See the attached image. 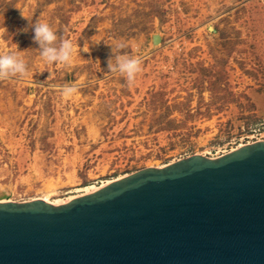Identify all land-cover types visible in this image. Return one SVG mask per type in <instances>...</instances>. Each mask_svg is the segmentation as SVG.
Instances as JSON below:
<instances>
[{"label":"rangeland","instance_id":"1","mask_svg":"<svg viewBox=\"0 0 264 264\" xmlns=\"http://www.w3.org/2000/svg\"><path fill=\"white\" fill-rule=\"evenodd\" d=\"M21 11L72 40L74 66L42 60ZM114 42L142 61L131 86L108 72ZM0 53L30 72L0 80V200H67L264 139V0H0Z\"/></svg>","mask_w":264,"mask_h":264},{"label":"water","instance_id":"2","mask_svg":"<svg viewBox=\"0 0 264 264\" xmlns=\"http://www.w3.org/2000/svg\"><path fill=\"white\" fill-rule=\"evenodd\" d=\"M0 264H264V139L63 204L0 200Z\"/></svg>","mask_w":264,"mask_h":264},{"label":"clouds","instance_id":"3","mask_svg":"<svg viewBox=\"0 0 264 264\" xmlns=\"http://www.w3.org/2000/svg\"><path fill=\"white\" fill-rule=\"evenodd\" d=\"M21 16L28 20V25L19 31L27 32L31 30L34 33L32 36L33 42L38 45L40 56L44 62L48 65L74 66L77 48L71 39L58 38L56 32L47 22L39 20L33 22L23 11H21ZM100 42H94L93 44L98 45ZM109 45L111 46V51L107 59L108 72L122 74L128 84L130 86L133 85L137 75L142 72L141 59L124 54L122 50L126 47V44L123 42H114ZM83 52H89V50L84 48ZM29 75L30 72L23 58L16 53H0V80L10 77L27 79ZM60 92L65 100H69L78 92V88L74 85H66L60 89Z\"/></svg>","mask_w":264,"mask_h":264},{"label":"bare ground","instance_id":"4","mask_svg":"<svg viewBox=\"0 0 264 264\" xmlns=\"http://www.w3.org/2000/svg\"><path fill=\"white\" fill-rule=\"evenodd\" d=\"M239 146H242V144H240ZM238 146V147H239ZM235 149V148H234ZM234 149H232V150H234ZM118 179V178H117ZM113 180H115V179H113ZM113 180H109V181H107V182H104L103 184H99L100 186H96V185H93V186H87L86 188H85V190H84V192H82V193H80V194H77V195H82V194H86V193H91V192H93V191H95V190H97V189H99V188H101L102 186H105L106 184H108V183H110L111 181H113ZM77 195H75V196H72V195H70L71 197H69V199H67V200H57V199H45V200H47L48 202H50V203H52V204H63V203H66V202H68V201H70V200H72L73 198H75ZM36 198V197H35ZM39 198V197H38ZM66 198H68V197H66ZM61 199V198H60ZM2 201H6V200H2ZM24 201V200H23Z\"/></svg>","mask_w":264,"mask_h":264}]
</instances>
